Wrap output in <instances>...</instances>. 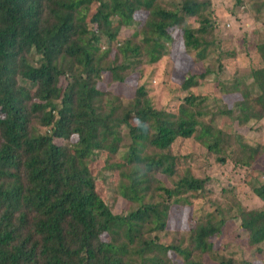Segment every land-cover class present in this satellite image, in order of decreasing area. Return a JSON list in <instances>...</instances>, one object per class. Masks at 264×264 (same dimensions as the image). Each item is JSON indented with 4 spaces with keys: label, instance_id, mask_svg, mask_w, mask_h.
Here are the masks:
<instances>
[{
    "label": "trees",
    "instance_id": "trees-1",
    "mask_svg": "<svg viewBox=\"0 0 264 264\" xmlns=\"http://www.w3.org/2000/svg\"><path fill=\"white\" fill-rule=\"evenodd\" d=\"M209 2L0 0V264H176L171 252L183 257L179 264H214L197 256L213 250L229 214L250 244L264 241V209L237 204L163 242L158 234L170 230L172 207L202 197L210 179L181 167L174 141L194 135L225 161L231 140L205 125V98L193 92L171 112L154 107L145 85L128 100L99 85L104 77L139 80L144 59L169 53L174 29L187 47L200 46L214 23L203 8ZM258 50L263 65L252 69V82L226 89L242 100L221 109L240 123L264 116V38ZM206 75H191L183 89ZM236 137L244 163L264 154V145ZM108 171H117V191L133 205L125 214L99 190ZM254 192L264 201V182Z\"/></svg>",
    "mask_w": 264,
    "mask_h": 264
},
{
    "label": "rangeland",
    "instance_id": "rangeland-1",
    "mask_svg": "<svg viewBox=\"0 0 264 264\" xmlns=\"http://www.w3.org/2000/svg\"><path fill=\"white\" fill-rule=\"evenodd\" d=\"M160 1L171 8L182 5V0ZM263 1L210 0L203 8L208 9L207 16L214 23L206 34L201 35L200 46L187 47L182 29H174V39L168 44L169 53L155 63L144 59L139 80L132 75L122 82L110 83L106 77L99 82L100 87L112 90L124 100L134 96L137 85H145L154 107L171 112H177L184 97L193 92L205 98L203 106L207 112L201 117L205 125L212 124L222 129L225 139L231 140L225 161H219L217 154L209 151L194 135L178 137L174 141L171 149L181 167L191 165L196 176H209L210 179L202 197L191 198L190 205L172 207L170 230L158 234L163 242L179 241L183 235L187 237V230L197 221L210 216L218 220L220 211L235 209L237 204L264 209V201L254 192V187L264 182V154L258 156L251 166L244 163L236 137L239 135L252 145H264V116L240 123L234 116L221 111L228 107L236 109L235 104L242 100L240 92H227L228 85L237 80L241 87L248 85L253 80L252 69L263 65L258 50V44L264 38V12L258 10ZM198 25L195 21L194 27ZM126 32L130 30L126 29ZM204 40L208 44L207 57L201 59L197 53L205 46ZM202 72H207V75L199 79L198 85L183 89L182 84L187 78ZM95 163L98 169L104 165V160L99 158ZM156 176L171 185L164 174ZM117 177V171H108L99 180L98 187L108 198L113 212L125 214L133 205L117 191ZM229 215L222 232L212 239L213 250L201 253L197 258L214 264L221 260H232L231 264H264V241L258 245L250 244L249 234L242 228L240 219ZM171 254L176 264L183 262L180 254Z\"/></svg>",
    "mask_w": 264,
    "mask_h": 264
}]
</instances>
